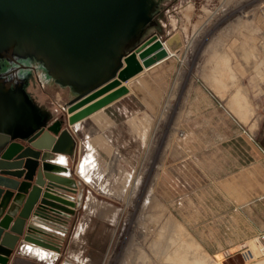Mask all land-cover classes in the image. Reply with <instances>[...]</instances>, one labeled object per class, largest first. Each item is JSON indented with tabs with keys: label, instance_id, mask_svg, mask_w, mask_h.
I'll list each match as a JSON object with an SVG mask.
<instances>
[{
	"label": "rangeland",
	"instance_id": "obj_1",
	"mask_svg": "<svg viewBox=\"0 0 264 264\" xmlns=\"http://www.w3.org/2000/svg\"><path fill=\"white\" fill-rule=\"evenodd\" d=\"M188 2L201 35L173 57L152 125L134 126L141 142H114L108 155L93 142L96 152L82 163L89 188L75 173L78 157L72 165L83 199L89 195L84 251L93 264H264V151L256 141L264 120V0H142L139 44L152 31L165 41L166 7ZM25 59L40 95L47 87L37 76L48 81L47 62L33 53ZM68 106L58 119L69 118ZM36 249L31 254H47ZM64 262L63 254L56 264Z\"/></svg>",
	"mask_w": 264,
	"mask_h": 264
},
{
	"label": "water",
	"instance_id": "obj_2",
	"mask_svg": "<svg viewBox=\"0 0 264 264\" xmlns=\"http://www.w3.org/2000/svg\"><path fill=\"white\" fill-rule=\"evenodd\" d=\"M141 1L0 0V58L11 52L21 55L32 46L59 72L80 71L77 77L89 83L68 106L67 120L36 128L23 92L8 87L0 73V264L8 263L23 235L26 241L57 249L29 226L32 217L59 219L82 205L83 191L77 193L81 182L71 177L75 140L66 124L74 125L127 94L126 82L156 59L169 57L167 47L177 51L182 46L174 33L166 39L167 47L155 34L129 54L105 49L132 32L142 17ZM109 56L117 65L101 78Z\"/></svg>",
	"mask_w": 264,
	"mask_h": 264
},
{
	"label": "crops",
	"instance_id": "obj_3",
	"mask_svg": "<svg viewBox=\"0 0 264 264\" xmlns=\"http://www.w3.org/2000/svg\"><path fill=\"white\" fill-rule=\"evenodd\" d=\"M180 6L182 5L166 7L167 15L164 18H166L167 21L166 26L169 25L168 38L174 33H179L182 42L181 48L178 49V51L172 53V55L169 57L165 56L160 60L156 59L154 63L146 66L142 72L126 82V85L129 89L127 94L95 111L85 119L77 122L78 126H84V128L78 129L77 133L74 131V129L69 128L70 124H66L67 129L75 140V149L71 161V177L73 179H75V177L72 165H74L75 160L78 157L77 142H79V139L83 138L86 133H90L94 137H91L92 143L100 142V149L104 154L108 155L111 151L109 144H113L114 142H117L118 144L121 142H141L142 136L139 134L137 129L134 128V126L136 127L137 124L142 123V121H147L146 124L149 126L152 125V123L149 121L154 120L153 118L157 116L159 107L157 104L159 98L156 94L159 93L158 91L162 90V86L166 84V81L168 85L170 84V79L174 73L175 59L173 57L176 56L177 52H179L186 44L191 42L192 36H194L196 32L192 21L195 18V14L197 13V7L194 3L189 2L185 6ZM151 12L152 11H150V13ZM151 18L152 16L150 19ZM158 19L162 20V18L159 16ZM141 20L140 23H137V25L133 27L132 32H130L128 35H124V37L114 44V46L113 43L108 44L105 49L107 50L111 48V51H114L115 49L117 50V54H129L131 51L137 48V46H139L141 43L139 44V39L137 40L136 37H138L137 34L139 35L141 32H144L142 26L146 19L142 18ZM152 32V35L156 34L159 36L158 32ZM199 34L201 33L197 32L195 37ZM195 37H193V39ZM133 40L135 44H133ZM161 40L164 41L163 39ZM30 53H33L38 58H42L45 60V62H47L44 70L45 75L49 74V76L46 75L48 81H45L40 75L37 76L40 85L42 82H44V84L41 86L47 87V90L44 91V88L42 92L39 93L40 95L35 94L34 88H32V85L30 84L29 71L24 69L30 65V59H25L26 56L30 55ZM5 61L1 63L2 65L0 66V73H3L5 70H9V73H3L5 76L2 78L8 87H17L23 92L27 105L28 116L36 128L47 127L58 120L59 115L62 114V110H65L69 105L68 100L73 97V92L77 91V86H85V88H87L89 84L82 78L77 77L79 76L80 71H77L76 73L78 74L75 75V71L68 72L67 70H64L59 72L57 68L52 67L50 61L42 54L41 51H37L32 46L26 47L21 55L11 52L8 58H5ZM103 61L106 62L108 66L104 71L101 72V78L110 74L112 69L117 65L115 62L116 60L110 56L106 57ZM3 64L5 65L3 66ZM81 74L89 76L87 73ZM51 76L56 81V86L54 84H49L52 81V79H50ZM69 87H72V89ZM85 88L83 90H85ZM198 89H203V93H211L210 97L213 98L214 104H216V102H220L219 99H217V97L214 96L207 87L202 88L198 86ZM162 93L166 94V89ZM44 102L52 104L53 107L51 109L43 107ZM143 124L144 123L139 125ZM115 129L117 132H115ZM96 136H102L101 140H98ZM262 150L264 151L263 148ZM177 162L179 161L172 163V165ZM58 167L64 172H67L68 170V168L64 167V165H61V163H58ZM78 190L79 189H77V193ZM89 205V195H86L82 205L77 207L74 213H65L63 216L59 217V219L54 218L52 220L32 217L33 221L38 222V224H40L43 228L47 229L48 232L42 236L47 240L56 243L57 246L60 245L65 259L67 262L72 264H78L79 260L83 264H93L92 260L90 261L89 254L85 253L84 251V245L89 246L88 239L86 237V232L89 228ZM79 225L83 226L82 229H85V232H83V230V233L81 232L76 235L72 234V228ZM63 227H67L69 229H67L68 235L66 238L58 237V231L63 229ZM23 243H30L29 241L25 240L24 235L20 238L17 247L13 251L7 264H45L40 262L35 257V255L31 254V248L25 247L22 252L20 250V245Z\"/></svg>",
	"mask_w": 264,
	"mask_h": 264
},
{
	"label": "built area",
	"instance_id": "obj_4",
	"mask_svg": "<svg viewBox=\"0 0 264 264\" xmlns=\"http://www.w3.org/2000/svg\"><path fill=\"white\" fill-rule=\"evenodd\" d=\"M163 43L166 45V42L163 41ZM78 123L74 124V125H69V128L71 129H74V131L77 133L78 132V129H81V128H84L83 125H80V128L79 126L77 125ZM78 143V163L76 164V169H75V173L76 175L80 178L81 181H83L89 188V181H92V179H87L86 177V173L89 172H85L83 167H82V163L85 159V157L90 153V152H93L95 153L96 152V149L91 141V134L90 133H86L83 138H80L79 139V142ZM117 155H119V153H117ZM80 165V166H79ZM88 192H89V189H88ZM30 227H32L34 230L35 233L39 234V235H44L46 234L47 229L43 228L40 224H38V222L36 221H31L29 223ZM83 226L80 225L79 228H77V226H74V228H72V230H74V232L72 234H79L80 231L82 230ZM68 228L67 227H63V229L59 230L58 231V237H63V238H66L67 235H68ZM80 229V230H78ZM258 239H259V242L262 246V251L264 252V232H261L258 236ZM27 247V248H36V247H39V248H42V250H46L48 252V255L49 257L47 259H41L40 257L38 256H35L40 262H44L46 264H56L63 256L62 254V251H61V247L60 245L57 246L58 248L57 249H54V248H49V247H45V246H41V245H37V244H34L32 242L30 243H23L20 245V250L23 252V249ZM66 262H64L63 264H65ZM78 264H83L80 260H79V263Z\"/></svg>",
	"mask_w": 264,
	"mask_h": 264
},
{
	"label": "bare ground",
	"instance_id": "obj_5",
	"mask_svg": "<svg viewBox=\"0 0 264 264\" xmlns=\"http://www.w3.org/2000/svg\"><path fill=\"white\" fill-rule=\"evenodd\" d=\"M248 1H249V0H248ZM261 3H262V2H261ZM257 6H260V5H257ZM200 35H201V34H200ZM198 37H199V36H198ZM196 38H197V37H196ZM196 38H195V39H196ZM200 38H201V36H200ZM165 46H166V45H165ZM166 47H167V46H166ZM180 48H181V47H180ZM180 48H179V49H180ZM167 49H168V52H169V53H168L169 56L172 55L173 52H175L174 50H172V49H170V48H168V47H167ZM182 76H183V75H182ZM172 98H173V97H172ZM172 100H173V99H172ZM170 103H171V102H170ZM169 105H170V104H169ZM171 106H172V105H171ZM36 248H37V249L35 250V253H36V254H40L39 251H44V254L47 253V254L45 255V257H43V258H42L41 256H38V257H40L41 259H47V258L49 257L48 252H47L46 250H42V248H39V247H36ZM261 248H262V247H261ZM31 249H32V248H31ZM67 264H72V263H67ZM73 264H74V263H73Z\"/></svg>",
	"mask_w": 264,
	"mask_h": 264
},
{
	"label": "trees",
	"instance_id": "obj_6",
	"mask_svg": "<svg viewBox=\"0 0 264 264\" xmlns=\"http://www.w3.org/2000/svg\"><path fill=\"white\" fill-rule=\"evenodd\" d=\"M257 143L264 149V120L263 127L259 137L256 139Z\"/></svg>",
	"mask_w": 264,
	"mask_h": 264
},
{
	"label": "flooded vegetation",
	"instance_id": "obj_7",
	"mask_svg": "<svg viewBox=\"0 0 264 264\" xmlns=\"http://www.w3.org/2000/svg\"><path fill=\"white\" fill-rule=\"evenodd\" d=\"M4 55V57L5 58H8V56L10 55V53L9 54H3ZM12 56V55H11ZM1 58H3V57H1ZM11 59H14V58H11ZM3 62V61H2ZM6 62V61H5ZM3 73H9V70H5V71H3ZM2 73V74H3ZM3 76H5V74L3 75Z\"/></svg>",
	"mask_w": 264,
	"mask_h": 264
}]
</instances>
